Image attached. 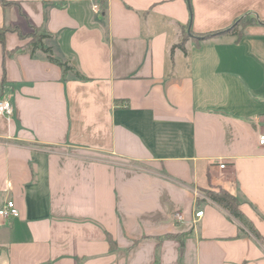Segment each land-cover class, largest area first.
Returning a JSON list of instances; mask_svg holds the SVG:
<instances>
[{
    "label": "crops",
    "instance_id": "crops-1",
    "mask_svg": "<svg viewBox=\"0 0 264 264\" xmlns=\"http://www.w3.org/2000/svg\"><path fill=\"white\" fill-rule=\"evenodd\" d=\"M8 1L0 264H264V0Z\"/></svg>",
    "mask_w": 264,
    "mask_h": 264
},
{
    "label": "trees",
    "instance_id": "trees-1",
    "mask_svg": "<svg viewBox=\"0 0 264 264\" xmlns=\"http://www.w3.org/2000/svg\"><path fill=\"white\" fill-rule=\"evenodd\" d=\"M10 4H12V2H10L8 0H2V5L4 7H6ZM245 19H246L245 17L240 18V19H236L234 21V23L230 27H228L227 29H225L223 31L213 32L211 34H217L220 32H229L232 34L239 35L240 31L237 29V25H238V23L245 21ZM253 20H254V18H253ZM251 21L252 20H250L249 22H251ZM9 30H17V29L14 27H11V26H7V25H4L0 28V43L1 44H4V35ZM19 34L22 37H25V36L30 37V40L28 43L31 46L30 52H31L32 56L34 55L36 50H40L46 55V57L50 61H52V62L56 63L58 66H60L62 68L63 73H66L68 71H74L72 66H70V64L67 61H62V60H59L58 58H56L53 55L52 49L44 43V39L49 36L48 34H46L42 30L35 28V27L32 28V30L28 34L24 35L21 32H19ZM211 34H206V35H211ZM188 36H194V34L191 31H189L187 34H185L182 37V39L180 40V42L178 44L174 45L171 48V51H173V48H175V47H179V48L184 50V41ZM201 37H203V36H201ZM73 76L76 79H85L84 76H82L78 71H74ZM205 194L209 198H211L212 200H214L215 202H217L218 204H220L221 206L226 208L231 213V215H233L236 219H238L243 224V226L246 227L256 238L262 239V237L257 232V230L253 227V225L242 214L241 210L239 209L240 201L235 195H232L231 193L227 192L226 190H222V189L217 190V191H214V190L205 191ZM108 241L110 243V246L114 245V242L110 236H108Z\"/></svg>",
    "mask_w": 264,
    "mask_h": 264
},
{
    "label": "built area",
    "instance_id": "built-area-1",
    "mask_svg": "<svg viewBox=\"0 0 264 264\" xmlns=\"http://www.w3.org/2000/svg\"><path fill=\"white\" fill-rule=\"evenodd\" d=\"M96 5H94V9H96ZM12 104L9 99L1 97L0 98V117H7L10 118L12 114ZM258 143L259 145L264 146V132L258 135ZM220 167H224V163H220ZM203 211L199 210L195 213V217L202 216ZM19 215V211L15 206L12 200H7L1 207H0V216L3 218H11L17 217ZM175 217L177 219H181V214L176 213Z\"/></svg>",
    "mask_w": 264,
    "mask_h": 264
},
{
    "label": "rangeland",
    "instance_id": "rangeland-1",
    "mask_svg": "<svg viewBox=\"0 0 264 264\" xmlns=\"http://www.w3.org/2000/svg\"><path fill=\"white\" fill-rule=\"evenodd\" d=\"M184 35H185V33H184Z\"/></svg>",
    "mask_w": 264,
    "mask_h": 264
}]
</instances>
